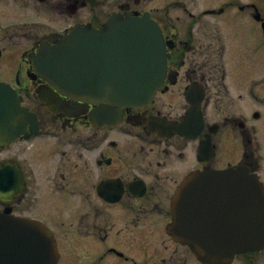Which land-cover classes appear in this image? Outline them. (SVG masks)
Here are the masks:
<instances>
[{
    "label": "flooded vegetation",
    "instance_id": "flooded-vegetation-1",
    "mask_svg": "<svg viewBox=\"0 0 264 264\" xmlns=\"http://www.w3.org/2000/svg\"><path fill=\"white\" fill-rule=\"evenodd\" d=\"M162 1L0 0V65L14 70L0 80L37 118L35 128L29 120L11 143L0 142V165L8 159L21 170L0 211L45 222L55 235L56 264H205L169 230L177 187L194 171L231 165L264 180L259 0ZM146 11L169 53L150 102L110 115L100 114L99 102L83 111L46 107L38 88L52 85L31 59L43 43L78 25L99 28L115 12ZM189 192L187 227L219 220L225 190L198 180ZM222 264H264V250Z\"/></svg>",
    "mask_w": 264,
    "mask_h": 264
},
{
    "label": "water",
    "instance_id": "water-1",
    "mask_svg": "<svg viewBox=\"0 0 264 264\" xmlns=\"http://www.w3.org/2000/svg\"><path fill=\"white\" fill-rule=\"evenodd\" d=\"M130 24V25H129ZM126 25L130 28L124 30L129 33L128 48L126 57L123 62L117 64L114 69V76L120 78V81L114 85L121 87L124 85L126 90L131 96L138 97L144 94L140 99L150 98L153 94L155 87L160 84L163 79L164 71L166 68V53L165 45L163 42L162 33L159 27L153 20L148 16L145 18H134L129 16L127 18ZM108 29L110 27L108 26ZM133 30V31H131ZM131 31V32H130ZM115 38L117 36H114ZM114 45H117L114 42ZM73 61V56L65 52L63 57L57 59L58 63L54 70L61 69L62 65L64 69H70L75 74V67H69L68 61ZM72 63V62H71ZM60 64V65H59ZM52 77H54L52 75ZM58 77H62L58 74ZM58 79V78H55ZM84 89L78 90L87 95L88 97L93 94L92 83H82ZM66 92L70 94H77V90L74 86H71L70 82L62 84ZM133 98V97H130ZM123 100V99H122ZM130 101V99H126ZM16 98L13 94H9L3 90L0 91V117L3 124L10 125L13 121V117L10 115L11 111L17 108ZM19 106V105H18ZM4 124V125H5ZM226 174H236V179L222 178L221 181L230 182L231 185L228 188L233 189L234 180L240 183V189L242 190V208H241V219L236 226V242L230 246L225 242H220L219 238L216 243H202V231L201 235H197L189 238L186 232L179 231L182 238L194 249L203 261L211 262L212 264L221 263L222 259L227 257L229 254H234L237 251L255 250L264 248V186L262 182H259L257 176L250 174L247 168L239 167L237 169L230 168L224 171ZM7 180L9 179L10 169L6 170ZM214 172L208 174L213 179ZM190 178H192L190 176ZM6 180V181H7ZM6 181L2 186L5 185ZM186 181L182 184L181 188L177 192L175 211L179 213L184 212L186 205ZM1 186V187H2ZM247 200V201H245ZM177 207V208H176ZM17 222L22 227H13L14 223ZM26 227L33 228V247L34 253L39 256H46L45 258L33 259L32 264H53L54 259H51L52 252L55 250L54 240L52 239L48 229L40 222H35L27 219L16 220L13 217L0 216V247L5 248V255H12L16 253V246L23 245V243L15 242L12 240L14 232L16 230H24ZM224 252V253H223ZM223 253V254H222Z\"/></svg>",
    "mask_w": 264,
    "mask_h": 264
},
{
    "label": "rangeland",
    "instance_id": "rangeland-1",
    "mask_svg": "<svg viewBox=\"0 0 264 264\" xmlns=\"http://www.w3.org/2000/svg\"><path fill=\"white\" fill-rule=\"evenodd\" d=\"M157 3H159V1H156ZM162 3H164V1L161 0ZM263 4V3H262ZM258 37L260 39V34L258 33ZM14 70H11L9 68H6V66H1L0 65V77H9L13 75ZM9 152H3L2 156H6L8 155Z\"/></svg>",
    "mask_w": 264,
    "mask_h": 264
}]
</instances>
